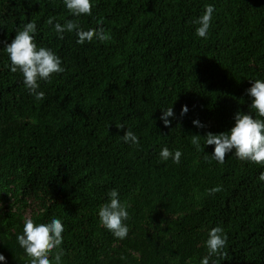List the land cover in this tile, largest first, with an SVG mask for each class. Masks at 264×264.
<instances>
[{"label":"trees","instance_id":"trees-1","mask_svg":"<svg viewBox=\"0 0 264 264\" xmlns=\"http://www.w3.org/2000/svg\"><path fill=\"white\" fill-rule=\"evenodd\" d=\"M207 4L215 11L200 38L194 21ZM68 20L108 38L78 44L66 31L59 39L54 24ZM29 21L37 47L65 68L40 82V100L2 50ZM255 79H264V0H93L79 17L63 0H0L4 264H27L16 239L24 222L53 216L64 227L62 264H200L206 256L209 264H264V163L231 153L217 163L205 155L213 146L192 143V135L228 131L235 113L249 110ZM171 106L165 127L160 117ZM126 130L138 145L120 139ZM163 147L179 149L180 162L162 161ZM112 189L130 205L124 239L97 215ZM217 226L227 242L210 255L205 241Z\"/></svg>","mask_w":264,"mask_h":264},{"label":"clouds","instance_id":"clouds-1","mask_svg":"<svg viewBox=\"0 0 264 264\" xmlns=\"http://www.w3.org/2000/svg\"><path fill=\"white\" fill-rule=\"evenodd\" d=\"M65 7L75 17L81 15H90L93 6V0H63ZM215 8L211 4L204 6L201 16L194 21L199 26L195 29V35L200 38H206ZM48 23L53 24L52 18ZM36 25L34 22H27L21 30H18L10 43H5L2 47L7 54L10 64L9 71L19 72L23 76V84L34 95L35 99L40 100L44 97L43 91H39L40 82L50 80L52 74L63 73L65 68L62 66L61 58L46 47H37L35 42ZM54 31L59 39H63V34L75 31L77 43L81 44L91 41L95 38L98 41H104L108 37L103 28H89L82 30L80 25L73 20L66 21L63 25L54 24ZM251 87L246 89V95L250 98L249 110L245 112L237 111L233 117V126L226 132L213 134L207 132L202 138L199 135H192V143L196 145L197 150H201L200 139L204 140V146H213L212 153L205 154L217 163H223L228 153L235 155L240 160H247L254 163H264V79L250 80ZM253 111L257 117L254 118ZM188 107H181L180 115L187 114ZM170 117H174L173 106L162 110L160 119L165 127L171 123ZM194 127H205L199 120H193ZM124 128L123 125L117 129ZM120 139L131 145H138L139 139L136 134L126 130ZM182 152L179 149L169 150L168 147L161 148L159 158L162 161L171 159L173 163H179ZM259 179L264 181V173H261ZM219 191L218 188L211 190ZM107 202L99 205L97 215L99 223L105 229L111 232L115 238L124 239L128 235V225L126 221L129 218L127 201H122L118 190L112 189L107 192ZM64 231L62 221L53 216L46 223H34L28 219L24 222L23 233L17 235L18 244L24 249L29 257L27 264H62L63 249L62 233ZM227 242V236L224 230L217 226L211 228L208 232V238L205 245L209 254L222 250ZM55 250V251H53ZM5 257L0 255V264H4ZM200 264H209L208 257H203Z\"/></svg>","mask_w":264,"mask_h":264}]
</instances>
